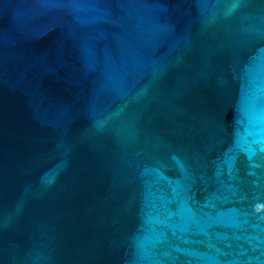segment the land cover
I'll list each match as a JSON object with an SVG mask.
<instances>
[{"label": "water", "instance_id": "obj_1", "mask_svg": "<svg viewBox=\"0 0 264 264\" xmlns=\"http://www.w3.org/2000/svg\"><path fill=\"white\" fill-rule=\"evenodd\" d=\"M0 264H264V0H0Z\"/></svg>", "mask_w": 264, "mask_h": 264}]
</instances>
